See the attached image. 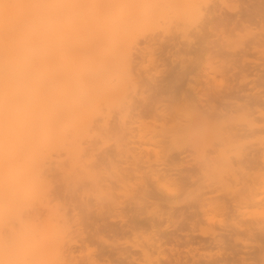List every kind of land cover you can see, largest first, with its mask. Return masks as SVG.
Listing matches in <instances>:
<instances>
[{
    "label": "rangeland",
    "instance_id": "obj_1",
    "mask_svg": "<svg viewBox=\"0 0 264 264\" xmlns=\"http://www.w3.org/2000/svg\"><path fill=\"white\" fill-rule=\"evenodd\" d=\"M155 4L165 17L138 31L130 73L117 69L94 77L98 95L119 83L128 90L127 97L98 102L96 135L87 139L89 144L83 140L84 147L91 146L86 162L90 159V168L95 167L97 181L94 177L91 184L88 174L80 175L82 167L69 173L78 172L79 178H71L75 173L61 177L67 162L63 150L53 154L64 163L54 156L47 166L49 207L70 220L65 254L73 264H262L264 0ZM182 66L190 72L178 86ZM168 83L177 85L174 94H160L157 86ZM250 93L262 104L253 106ZM224 96L228 102H220ZM199 100L216 110L214 124H193L194 114L202 110ZM124 128L131 129L119 137ZM133 155L164 175L153 174L143 162L139 169L140 159ZM37 206L29 212H37L41 221L48 207Z\"/></svg>",
    "mask_w": 264,
    "mask_h": 264
},
{
    "label": "bare ground",
    "instance_id": "obj_2",
    "mask_svg": "<svg viewBox=\"0 0 264 264\" xmlns=\"http://www.w3.org/2000/svg\"><path fill=\"white\" fill-rule=\"evenodd\" d=\"M103 1L105 4L100 5ZM103 1L0 0V264H29L32 259L36 264H73L72 258L64 250L71 235L70 220L66 213L62 214L59 209L49 207L51 173H48L47 166L56 155L53 153L63 150L65 153H59L64 156L63 159L66 158L67 166L63 164L60 170L68 173L61 172V177H67L70 172L82 167L80 169L83 171L79 170V174L85 172L92 181L90 183H94L93 179L95 177L96 180L98 174L94 175L95 167L90 168L92 155L87 157L91 154L88 153L91 146L84 147L83 140L89 141L92 135H96L94 121L101 112V104L98 102L102 98L127 97L128 91L125 84L119 83L98 95L94 86L95 74L102 71L115 72L117 69L125 74L130 73L138 31L152 27L160 18L165 17L164 11L159 10L155 4L156 0H138L136 5L132 0ZM182 67L178 73L181 79L178 75L179 80H175L178 86L190 72V69ZM193 79L200 81L195 76ZM190 82L188 85L192 90H199ZM174 84H169L171 87L159 84L157 87L160 90H157L160 94H165V91L174 94ZM242 89L240 86L239 90ZM252 96H249V101L253 102L257 95L254 98ZM227 97H222L220 102H228ZM260 98L264 100V97ZM261 99L259 101L264 105ZM255 101L253 106L258 104ZM198 102L202 110L196 113L193 111L195 114L192 112L196 118L193 121L190 118L193 124L197 122L202 125L211 121L214 124L213 120L217 116L214 107L201 100ZM125 108L128 110L130 106ZM129 129L124 128L125 132L118 131L117 135L124 138ZM230 136L229 140L234 137ZM88 141L86 144L92 142ZM133 157L135 160L142 158L136 155ZM87 158L90 159L86 162ZM63 159L61 163H64ZM137 163L139 169L142 163L153 174L162 173L159 168L151 170L152 165L147 160L140 159ZM74 173L73 176L70 174L71 178H79L78 172ZM159 173L157 176H160ZM83 176L80 178L85 180L87 176ZM154 179L157 183L158 177ZM89 180H85L86 183ZM37 204L48 207V215L41 221H37V212H29V208ZM261 261L264 264V256Z\"/></svg>",
    "mask_w": 264,
    "mask_h": 264
}]
</instances>
